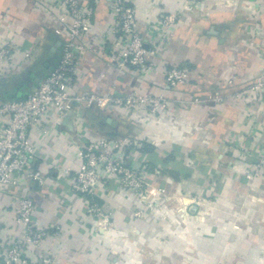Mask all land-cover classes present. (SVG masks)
Here are the masks:
<instances>
[{
    "label": "crops",
    "instance_id": "0c3cea01",
    "mask_svg": "<svg viewBox=\"0 0 264 264\" xmlns=\"http://www.w3.org/2000/svg\"><path fill=\"white\" fill-rule=\"evenodd\" d=\"M128 1L143 37L160 14L179 15L167 27V47L153 59L156 69L142 76L84 53L72 92L163 95L168 110L149 116L92 104L80 111L72 103L65 117H50L48 133L30 129L36 149L31 168L44 180L19 177L0 190V255L4 240L21 235L14 206L28 195L38 225L49 231L42 247L53 264H264V175L245 177V153L264 142V95L249 92L239 101L226 94L264 69V0ZM82 3L93 6L92 31L113 23L108 0ZM65 40L62 25L36 0H0V44L10 41L30 51L11 76L0 78V98L29 93L34 72L51 53H60ZM171 65L189 68L186 85L166 86ZM214 91L223 99L206 101ZM195 96L201 102L191 103ZM109 136L137 140L116 154L133 167L146 163L151 184L164 192L141 200L101 182L96 200L111 213L109 230L101 232L85 199L67 186L79 167L78 150ZM39 251L29 248L27 254L34 260Z\"/></svg>",
    "mask_w": 264,
    "mask_h": 264
},
{
    "label": "built area",
    "instance_id": "2783aa9c",
    "mask_svg": "<svg viewBox=\"0 0 264 264\" xmlns=\"http://www.w3.org/2000/svg\"><path fill=\"white\" fill-rule=\"evenodd\" d=\"M36 2L48 9L62 25L66 40L54 64L29 93L24 97L0 98V190L16 184L19 177L43 182V173L31 168L36 149L30 141V129L39 135L48 133L52 128L49 125L50 117H65L72 103L78 105L79 110L80 106L95 104L102 109L140 111L149 116L160 115L169 108V100L163 95H144L136 91L124 95L111 94L109 91L73 94L72 85L84 53L102 56L116 69L129 68L138 75L154 71L157 64L153 59L167 47V27L179 19L177 12L160 14L149 29V36L143 37L136 29V7L128 0H108L114 21L96 32L92 31L94 11L89 3L83 4L82 0ZM29 56V50H21L10 41L1 43L0 78L11 76L18 62ZM189 74L190 70L185 66L167 67L164 75L166 86L177 89L186 85ZM228 86L232 89V79L228 80ZM249 92L258 97L264 95V69L246 87L226 94L242 101ZM223 96L214 91L205 100L217 103ZM190 102H201V97L195 96ZM136 143L135 138L102 137L88 140L76 154L80 163L68 183L67 191L85 199L87 212L95 218L96 229L101 232L108 231L111 224V213L105 211L96 200L101 182L117 185L126 194H134L141 200L164 192L162 188H155L151 184L146 163L133 167L128 164L126 156L116 154L118 151L124 153L127 146ZM245 157L248 159L245 172L247 179L264 175V142L257 149L246 152ZM154 203L157 204V201ZM34 214V202L30 196L16 200L13 222L19 226L21 235L4 240L0 264H53L51 252L42 247L49 231L38 225ZM135 215L139 216L140 212L137 211ZM0 237H4L1 227ZM29 248L40 249L36 259L32 260L28 256Z\"/></svg>",
    "mask_w": 264,
    "mask_h": 264
},
{
    "label": "water",
    "instance_id": "95a60500",
    "mask_svg": "<svg viewBox=\"0 0 264 264\" xmlns=\"http://www.w3.org/2000/svg\"><path fill=\"white\" fill-rule=\"evenodd\" d=\"M57 57L58 54L51 53L47 60L34 72L35 82L39 81L44 76L47 70L54 64Z\"/></svg>",
    "mask_w": 264,
    "mask_h": 264
}]
</instances>
